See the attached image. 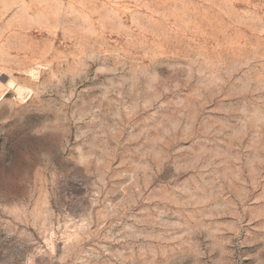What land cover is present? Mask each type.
I'll return each mask as SVG.
<instances>
[{
	"label": "rangeland",
	"instance_id": "1",
	"mask_svg": "<svg viewBox=\"0 0 264 264\" xmlns=\"http://www.w3.org/2000/svg\"><path fill=\"white\" fill-rule=\"evenodd\" d=\"M0 264H264V0H0Z\"/></svg>",
	"mask_w": 264,
	"mask_h": 264
}]
</instances>
